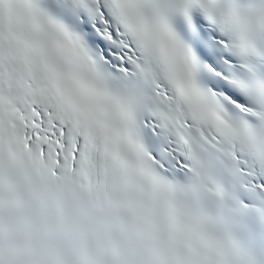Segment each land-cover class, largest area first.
Segmentation results:
<instances>
[{"label": "snow or ice", "instance_id": "6c2138e0", "mask_svg": "<svg viewBox=\"0 0 264 264\" xmlns=\"http://www.w3.org/2000/svg\"><path fill=\"white\" fill-rule=\"evenodd\" d=\"M0 264H264V0H0Z\"/></svg>", "mask_w": 264, "mask_h": 264}]
</instances>
